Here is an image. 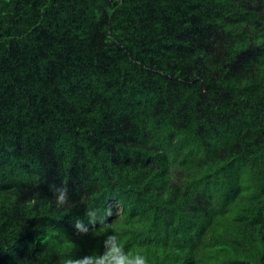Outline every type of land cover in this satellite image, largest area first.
<instances>
[{
	"label": "trees",
	"instance_id": "trees-1",
	"mask_svg": "<svg viewBox=\"0 0 264 264\" xmlns=\"http://www.w3.org/2000/svg\"><path fill=\"white\" fill-rule=\"evenodd\" d=\"M108 207L149 264H264V0H0V264Z\"/></svg>",
	"mask_w": 264,
	"mask_h": 264
},
{
	"label": "clouds",
	"instance_id": "clouds-1",
	"mask_svg": "<svg viewBox=\"0 0 264 264\" xmlns=\"http://www.w3.org/2000/svg\"><path fill=\"white\" fill-rule=\"evenodd\" d=\"M50 189L58 207L69 202V190L66 186L50 185ZM32 203H35V201H32ZM85 215L88 223L85 224L82 220L76 219L74 230L79 235H87L90 230L95 229V226L99 224V229H102L104 234L111 233L107 234L103 241L104 251L102 254L85 255L80 258L62 253L65 257L63 264H149V258L143 251L138 248H128L126 250L121 229L113 228L111 223H105L106 218L113 215L111 207L104 210V215H100L99 209L87 208Z\"/></svg>",
	"mask_w": 264,
	"mask_h": 264
}]
</instances>
